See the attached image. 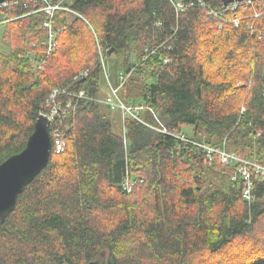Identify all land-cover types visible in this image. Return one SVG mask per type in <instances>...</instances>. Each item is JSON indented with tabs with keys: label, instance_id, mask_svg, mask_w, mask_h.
<instances>
[{
	"label": "trees",
	"instance_id": "obj_1",
	"mask_svg": "<svg viewBox=\"0 0 264 264\" xmlns=\"http://www.w3.org/2000/svg\"><path fill=\"white\" fill-rule=\"evenodd\" d=\"M30 6L5 9L2 23L12 50L0 49V164L24 149L54 89L76 106L51 121L49 162L0 223V264H264V180L247 200L235 165L179 137L188 125L194 141L264 165V0H66L48 57L47 15ZM113 54L112 83L130 73L121 100L143 106L121 133L97 99Z\"/></svg>",
	"mask_w": 264,
	"mask_h": 264
},
{
	"label": "built area",
	"instance_id": "obj_2",
	"mask_svg": "<svg viewBox=\"0 0 264 264\" xmlns=\"http://www.w3.org/2000/svg\"><path fill=\"white\" fill-rule=\"evenodd\" d=\"M22 0H7L2 3H0V24L6 21L7 14L5 13V9H9L12 5H18ZM29 5L32 8L30 13H36L39 11H44L47 15V19L44 22L45 27L49 30V36L48 40L46 42L47 45V57L50 56L57 48L58 45V35L57 31L53 28V18L57 10L59 9H66L67 7L64 6V2L66 0H28ZM251 3L253 0H243ZM242 2V1H241ZM241 2H233L225 6V10H235L238 5ZM203 5V4H202ZM175 6L178 10H183L186 7V4L182 1H178L175 3ZM212 13H215L217 16L222 18L224 15L223 12H216L214 10L211 11ZM258 15V14H257ZM226 21V20H225ZM235 24H240V19L238 16H235ZM221 27V24H220ZM29 55V53H28ZM102 60L105 65L104 56L102 55ZM41 68V66H40ZM106 69V67H105ZM87 72V70L82 71L80 76L84 75ZM105 75L107 78L108 86L111 90V94L102 100L104 103L108 104L112 109H121L123 114V119L125 120L128 117H132L135 119H140L138 117L139 111L142 109L143 106H135V105H127L125 104L121 98H120V90L125 84L126 80L128 79L130 73L127 75L122 74L119 76V84L115 86L107 72L105 71ZM79 77V76H77ZM65 91V90H63ZM61 93V90L54 89L53 93L51 94V97L48 101V104H51V109L48 112H42L43 114L47 115L50 119V122L52 120H55L58 116H60L61 112H65L68 110V108H75L76 104L73 102H69L67 107L65 108L60 102H57V97ZM86 96V93L84 90L80 91L78 94L79 98H84ZM147 123V122H146ZM148 124V123H147ZM165 130V129H164ZM126 128H124V134H126ZM54 135V148L57 153H61L66 148V140L62 132L55 128L53 130ZM179 137L183 141L192 142L194 144L201 145L206 150L207 157L210 162H212L216 157H218L219 161L225 165H235L236 166V174L234 179L237 177V175H241L246 183L243 196L247 200H253L254 195L252 193L254 188V178H259L261 180H264V165L259 163L257 160H249L245 159L239 156L237 152L229 151L226 146H223L222 148L218 149L216 147L204 144V143H198L191 139L190 136H188L185 133H181ZM137 180H132L130 178H127L124 186L128 191H131L132 186Z\"/></svg>",
	"mask_w": 264,
	"mask_h": 264
},
{
	"label": "water",
	"instance_id": "obj_3",
	"mask_svg": "<svg viewBox=\"0 0 264 264\" xmlns=\"http://www.w3.org/2000/svg\"><path fill=\"white\" fill-rule=\"evenodd\" d=\"M7 0H0V3ZM227 6L243 0H222ZM114 48L108 51L110 54ZM50 119L40 113L26 146L0 164V223L13 211L24 188L47 166L52 150ZM94 264V263H93Z\"/></svg>",
	"mask_w": 264,
	"mask_h": 264
},
{
	"label": "rangeland",
	"instance_id": "obj_4",
	"mask_svg": "<svg viewBox=\"0 0 264 264\" xmlns=\"http://www.w3.org/2000/svg\"><path fill=\"white\" fill-rule=\"evenodd\" d=\"M68 20L72 23L73 18L70 17ZM5 30H6L5 25L1 24L0 25V49L9 51V50H12V47L10 46V44H8L5 41V39H3ZM78 40H77V38H74V41H76L75 42L76 44H78ZM79 48H81L80 45H76V51L74 53V56H75V59H78L77 63H79V65H81L82 64V60H83L82 57L85 54L81 53L79 51ZM94 55L95 54L93 53L91 60L93 59ZM120 56L121 55L113 54L110 57L106 58L107 72H108L109 77H110V79H111V81L113 83L115 82V78H116V75H117V72H118V65L121 62ZM94 60H95V58H94ZM82 66H83V64L80 67H82ZM234 82L237 85H246L245 82H243V81L237 80V81H234ZM249 82H251V80ZM101 86H102V89L100 91V94L97 95V99L104 100V98H107L111 94V90H110V88L108 86V83H107L106 75H104V77H103V83H101ZM243 110H244V108H242V111ZM121 114H122V110L121 109H115L110 114L111 118L114 120L115 131L118 132V133H121V119L123 118V114H122V117H121ZM183 129H184L185 133H187L188 135L189 134L192 135L193 128L191 126L186 125L185 127H183ZM261 222H262L261 223V227H262V226H264V220L261 221ZM94 264H98V263H94Z\"/></svg>",
	"mask_w": 264,
	"mask_h": 264
},
{
	"label": "crops",
	"instance_id": "obj_5",
	"mask_svg": "<svg viewBox=\"0 0 264 264\" xmlns=\"http://www.w3.org/2000/svg\"><path fill=\"white\" fill-rule=\"evenodd\" d=\"M185 127V126H184Z\"/></svg>",
	"mask_w": 264,
	"mask_h": 264
}]
</instances>
